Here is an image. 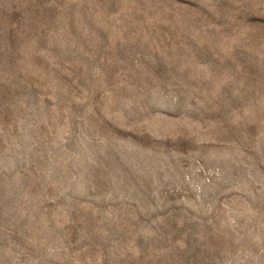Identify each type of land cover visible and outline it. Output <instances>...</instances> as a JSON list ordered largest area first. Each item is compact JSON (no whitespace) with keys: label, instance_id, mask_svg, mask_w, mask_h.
Here are the masks:
<instances>
[{"label":"rangeland","instance_id":"374dc122","mask_svg":"<svg viewBox=\"0 0 264 264\" xmlns=\"http://www.w3.org/2000/svg\"><path fill=\"white\" fill-rule=\"evenodd\" d=\"M0 264H264V0H0Z\"/></svg>","mask_w":264,"mask_h":264}]
</instances>
